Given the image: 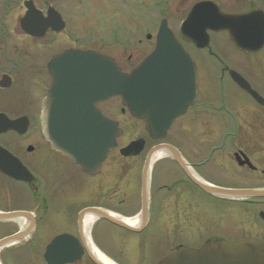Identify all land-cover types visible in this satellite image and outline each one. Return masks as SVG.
I'll list each match as a JSON object with an SVG mask.
<instances>
[{"label": "flooded vegetation", "instance_id": "flooded-vegetation-1", "mask_svg": "<svg viewBox=\"0 0 264 264\" xmlns=\"http://www.w3.org/2000/svg\"><path fill=\"white\" fill-rule=\"evenodd\" d=\"M241 3L244 8L246 7L244 10H247L239 14L259 12L262 16L261 23H255L254 26H264V22L262 23L264 0H241ZM66 29L67 24L65 30L60 33L65 32ZM255 31L254 36L251 37H245L244 33H240L241 41L254 44L251 50L235 47L227 31H207L210 40L205 48L184 41L178 32L176 38L188 53V59L196 69L197 97L193 105L182 108H185V112L175 119L168 137L164 140L151 138L145 130L144 121L131 116L121 105L120 114L128 116L131 122L142 128L144 134L136 140L145 141L144 151L136 157H122L120 150L135 140L124 146H120L118 142V147L108 154L100 172L95 175L84 172L71 158L56 152L49 142L46 128L51 124L65 123L62 120L57 122L50 119V107L71 109L75 98L80 105L88 107L86 92L92 86V81L87 78L89 73L87 70L90 69L92 73L91 63L79 68L71 62L56 66L53 64L54 59L68 50L104 53L94 46H78L80 43L78 38L72 39L70 46L60 53L52 55L34 53L38 51L35 48L48 47L42 43L48 37L60 34L49 32L43 40L26 35L32 44V55H26L23 61L15 54H8L9 39L0 38V115L12 121L26 123L29 126L28 132L30 127L41 128V137L35 145H23L28 139V132L25 135H19L16 131L9 132L17 137L15 149L0 142V147L9 151L21 162L32 175L33 181L31 183L18 181L1 171L0 178L16 185L26 186L32 198L35 194L39 197L41 192L44 215L34 214V220L32 223L27 220L26 226L33 227L29 236L37 231L52 236L45 246L44 255L47 247L58 236L70 235L81 242L83 231L79 215L86 209L100 208L96 204L97 200H103L108 193H111L113 171L108 168L113 164L114 155H118L122 161L134 164L129 168L131 173L137 165H141V208L143 169L151 151L160 145L174 147L180 155V160L183 161L184 169L181 163L169 154L155 161L157 164H172L178 177L168 185L157 186L156 170L152 168L148 187L147 228L152 221H161L167 214L173 218L182 216L188 219L195 233L208 232L209 235H217L222 228L213 231L216 227L215 223L223 224L221 227L225 223H231V233L244 234L247 240L264 241L262 239L264 238V198L233 199L217 196L204 191L201 186L204 183L227 190L264 191V41L259 39L260 35L262 37L264 35V28ZM147 39L150 40L151 36ZM254 46L260 47L254 48ZM150 53L142 56L143 58L134 66L129 63L132 56H129L124 65H120L117 58H113L123 72L129 73L142 64ZM65 57L74 59L78 56ZM52 72L59 76L53 77ZM232 74L238 75L248 89L241 87ZM77 75L78 78H74ZM75 85L80 88L77 97L73 93ZM192 85L190 79L187 84L186 100L180 102L181 106L187 104ZM53 92L56 93V97L52 96ZM115 99L119 98L108 99L97 105L107 120H115L114 113L117 111L113 103ZM84 123L92 124L90 121ZM183 143L189 151L202 154L200 161L194 162L184 154ZM131 173L128 171L124 179H128ZM129 182L128 186L135 184ZM210 202L214 205V217L212 221H207L203 215L209 213ZM6 223L0 222L2 225ZM16 232L18 231L10 234ZM90 236L91 240L95 239V232L93 234L90 232Z\"/></svg>", "mask_w": 264, "mask_h": 264}, {"label": "water", "instance_id": "water-1", "mask_svg": "<svg viewBox=\"0 0 264 264\" xmlns=\"http://www.w3.org/2000/svg\"><path fill=\"white\" fill-rule=\"evenodd\" d=\"M27 9L25 16L20 21L21 30L34 38L43 39L52 30L60 32L65 29L66 23L62 16L52 7L46 15L39 10L33 0L24 2ZM262 16L259 12L243 14H226L214 1L199 2L191 9L186 20L179 28V35L186 42H192L200 48L209 44L210 37L207 31L223 32L230 34V39L235 47L242 50H251L254 44L240 40L254 36L255 30L264 26H254L261 23ZM264 21L262 20V23ZM260 27V28H259ZM264 41V35L259 36ZM252 41V40H248ZM260 46H254V48ZM54 59L56 66L71 62L78 68L92 64L87 78L92 81V86L87 94L88 107L80 105L75 98L71 109L50 107L51 120L65 121L63 125H48L46 134L53 149L71 158L82 170L89 174H98L107 159L108 154L118 146V139L122 136L119 123L107 120L97 108V105L108 99L120 97L122 105L136 119L145 123V130L154 140H164L168 137L175 119L185 112V108L193 105L197 97L196 69L188 59V53L176 38L169 26L168 20L161 22L156 38V48L153 53L131 73H124L112 57L104 56L95 51L68 50ZM65 56H78L65 57ZM71 60V61H70ZM58 71V70H57ZM75 76V74H73ZM233 78L248 89L246 83L235 74ZM53 77L59 76L52 72ZM74 78H78V75ZM192 81L190 98L183 106L180 102L186 100L187 84ZM75 97L80 93V88H73ZM85 93V92H84ZM53 97L56 93L53 92ZM59 98V95H57ZM60 99V98H59ZM185 107L184 109H182ZM182 109V110H180ZM90 121L92 124H85ZM96 122V123H95ZM28 125L20 121L9 120L0 115V135L16 131L20 135L27 132ZM145 147V141L139 139L122 148L123 157L140 155ZM32 148H29L31 150ZM164 150L175 158L181 166L178 151L169 145H160L154 148L147 160L142 175V207L141 224L139 227H131L125 222L113 218L109 213L96 208H90L79 215L80 226L83 231V220L87 213H93L98 218L105 220L121 229L139 233L148 223V181L151 171V158L153 153ZM182 168L184 169V167ZM0 171L5 175L32 182V176L27 169L7 150L0 147ZM204 191L233 199L264 198V191L227 190L214 188L207 184H201ZM25 218L31 221L34 216L29 212L17 211L0 212V221ZM29 225L18 234L0 241V248L15 244L25 239L31 231ZM82 243V244H81ZM90 240L86 241L84 234L79 239L70 235L56 237L47 247L44 259L47 264H73L82 260L86 255L93 264H103L94 254ZM157 264H264V242L250 240L228 242H208L202 247L173 249L169 251Z\"/></svg>", "mask_w": 264, "mask_h": 264}, {"label": "rangeland", "instance_id": "rangeland-1", "mask_svg": "<svg viewBox=\"0 0 264 264\" xmlns=\"http://www.w3.org/2000/svg\"><path fill=\"white\" fill-rule=\"evenodd\" d=\"M24 1L0 0V38L9 39L7 53L15 54L19 60L23 59V61L26 55H32V44L20 28V21L26 13ZM201 1L206 0H34L37 7L43 11L53 6L67 22L65 32L48 37L42 42L48 47L35 48L38 51L34 53L40 55L60 53L70 46L72 39L78 38L80 41L78 46H94L104 54L117 58L120 65H124L129 56H132L129 63L134 66L145 55L153 51L158 27L164 18L169 21L175 34H178L179 27L191 8ZM211 1L217 2L228 14H239L247 10H244L246 7L244 8L241 0ZM2 26L4 29L1 28ZM148 36H151L150 40L147 39ZM113 103L117 110L114 113L115 120L119 121L120 127L126 130L118 140L120 146L142 137L144 134L142 128L140 129L137 124L131 122L128 116L120 114L119 99H115ZM27 137L23 145H35L41 137L40 127H30ZM16 141L17 137L12 133L0 136V142L12 149H15ZM183 149L184 154L194 162L200 161L203 157L200 152L189 151L185 144ZM133 166V163L122 161L118 155H114L113 164L108 168L113 171L111 193H108L103 200L98 199L96 202L101 209L125 218H134L138 215L141 209L140 173L142 167L137 165L131 173L129 168ZM153 168L156 170L157 186L168 185L178 177L172 164L155 162ZM128 171L131 176L125 180L124 176ZM129 181L135 184L128 186ZM29 194L26 186L16 185L0 178V212L29 211L35 215H44L41 192L39 197L35 194L32 198ZM213 208L214 205L210 202L209 213L206 212L203 215L205 220L212 221ZM79 209L80 207L76 209L75 214ZM172 218L173 216L165 214L161 221H152L148 229L139 235L119 229L102 220L96 221L91 232L92 234L95 232L97 242L93 239L92 244L117 264H156L175 248L178 250L199 248L210 240L228 242L247 240L244 234L230 232L231 223H225L223 227H221L223 224L215 223L216 227L213 231L221 228L222 230L217 235L215 233V235H209L208 232H193L191 222L185 217ZM6 222L5 225L0 224V240L21 228L19 221ZM51 237L37 231L12 247L2 249L0 261L2 264H47L44 260V250ZM253 240L256 239L251 241ZM74 264L92 263L88 258H83Z\"/></svg>", "mask_w": 264, "mask_h": 264}, {"label": "bare ground", "instance_id": "bare-ground-1", "mask_svg": "<svg viewBox=\"0 0 264 264\" xmlns=\"http://www.w3.org/2000/svg\"><path fill=\"white\" fill-rule=\"evenodd\" d=\"M166 155V152L164 150H158L154 156L153 159L154 161L162 158L163 156ZM109 212V211H108ZM109 214H111V216L113 218H116L118 220H121V222H125L127 225L131 226V227H137L140 223V218L139 217H134V218H125L122 216H119L115 213H111L109 212ZM16 221L21 222V226H25L27 224L25 219H17ZM97 221V216L93 213H88L85 217H84V221H83V228L86 232V234H89V231L91 230V228L93 227L94 223ZM2 249H0L1 252ZM93 250V254L103 263V264H117L115 263L113 260H111L110 258H108L105 254H103L96 246L92 247Z\"/></svg>", "mask_w": 264, "mask_h": 264}, {"label": "trees", "instance_id": "trees-1", "mask_svg": "<svg viewBox=\"0 0 264 264\" xmlns=\"http://www.w3.org/2000/svg\"><path fill=\"white\" fill-rule=\"evenodd\" d=\"M2 22V21H1Z\"/></svg>", "mask_w": 264, "mask_h": 264}]
</instances>
